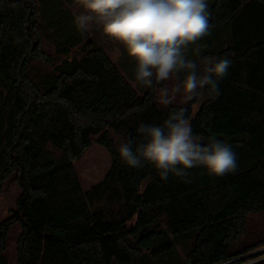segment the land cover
Masks as SVG:
<instances>
[{"label": "trees", "instance_id": "1", "mask_svg": "<svg viewBox=\"0 0 264 264\" xmlns=\"http://www.w3.org/2000/svg\"><path fill=\"white\" fill-rule=\"evenodd\" d=\"M77 4L0 0V194L11 176L20 188L0 224V264H12L5 252L17 224L16 264L159 262L185 242L178 264H264V236L244 239L250 216L264 214V0H208L210 34L189 56L199 48L230 58L221 94L167 107L152 89L140 95L89 32L76 30ZM178 107L202 141L232 147L233 172L194 168L161 180L149 166L122 163L119 145L135 149L145 142L141 124H160ZM94 143L112 167L84 190L75 162Z\"/></svg>", "mask_w": 264, "mask_h": 264}, {"label": "clouds", "instance_id": "2", "mask_svg": "<svg viewBox=\"0 0 264 264\" xmlns=\"http://www.w3.org/2000/svg\"><path fill=\"white\" fill-rule=\"evenodd\" d=\"M82 11L73 19L76 30L98 27L118 44L135 64L134 82L152 89L157 103L167 107L179 96L184 103L196 97L218 98L220 82L231 60L199 54L189 48L210 34L208 0H77ZM171 82V83H169ZM145 142L133 149L119 145V157L129 168L151 167L161 180L184 178L188 170L202 169L222 177L236 169V154L223 140H201L184 107L170 111L160 124H141Z\"/></svg>", "mask_w": 264, "mask_h": 264}, {"label": "rangeland", "instance_id": "3", "mask_svg": "<svg viewBox=\"0 0 264 264\" xmlns=\"http://www.w3.org/2000/svg\"><path fill=\"white\" fill-rule=\"evenodd\" d=\"M72 12H74L75 16L78 15L82 9L79 3L73 7H71ZM89 34L94 38L98 45H100L104 51L108 54L111 60L116 63L120 72L124 75V77L129 81V83L135 88V90L140 94L143 95L147 89L141 88L134 82V69L135 64L132 59H130L124 49L120 47L118 44L109 41L108 39L100 38L98 34L94 32V28L88 31ZM51 49L48 48V51ZM79 51V50H78ZM74 51L75 53H78ZM53 50L51 49L52 53ZM53 54V53H52ZM72 58V57H71ZM38 64L36 67L33 66V71L35 73H39ZM32 71V72H33ZM171 83V82H169ZM157 102V100H156ZM179 96H177L176 100L172 104L176 105H186ZM171 104V105H172ZM160 105V104H159ZM170 106V105H168ZM165 107V106H162ZM112 167V158L109 151L106 147H103L99 144H92V146L86 150L79 160L75 162V169L80 178L81 185L83 186L84 190H88L95 184H98L102 181L105 176L108 174ZM20 195V188L14 181V176H11L5 183L2 193L0 194V224L3 223L6 219L11 216L12 210L16 207V200ZM247 234L244 236V239H254L257 236L263 237L264 236V214H256L255 216H250L247 228ZM21 233V227L19 224L14 226L11 229L9 236H8V248L5 252L7 258L11 261L12 264H16V249H17V241L19 235ZM252 237L250 238V235ZM189 243L185 242L184 244H179L176 246V250L171 257H163L159 262L153 261L150 259H145L143 264H178L182 263L185 259V255L187 253V248ZM257 252L264 253V247L258 248ZM264 259V254H261L259 260Z\"/></svg>", "mask_w": 264, "mask_h": 264}]
</instances>
